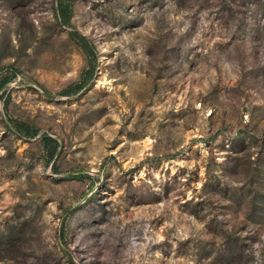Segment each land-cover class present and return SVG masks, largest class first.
Wrapping results in <instances>:
<instances>
[{
    "label": "rangeland",
    "instance_id": "1",
    "mask_svg": "<svg viewBox=\"0 0 264 264\" xmlns=\"http://www.w3.org/2000/svg\"><path fill=\"white\" fill-rule=\"evenodd\" d=\"M0 264H264V0H0Z\"/></svg>",
    "mask_w": 264,
    "mask_h": 264
},
{
    "label": "trees",
    "instance_id": "2",
    "mask_svg": "<svg viewBox=\"0 0 264 264\" xmlns=\"http://www.w3.org/2000/svg\"><path fill=\"white\" fill-rule=\"evenodd\" d=\"M59 8H60V10H61V18H62L63 22H66V21L68 20V16H67L66 11H65L66 8H64V7L62 6L61 2H60V4H59Z\"/></svg>",
    "mask_w": 264,
    "mask_h": 264
}]
</instances>
